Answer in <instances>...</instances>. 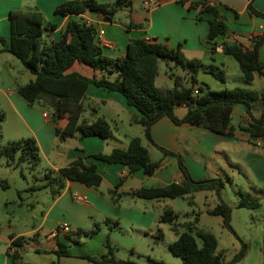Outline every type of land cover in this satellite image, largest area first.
<instances>
[{
	"label": "crops",
	"instance_id": "obj_1",
	"mask_svg": "<svg viewBox=\"0 0 264 264\" xmlns=\"http://www.w3.org/2000/svg\"><path fill=\"white\" fill-rule=\"evenodd\" d=\"M63 1L65 0H0V37L5 39L6 44L9 43L10 10L37 9L45 18L44 40L47 42L57 40L69 19L68 16L55 13L56 6ZM97 1L112 2L113 0ZM143 1L141 10L132 1L129 9L119 10L112 19L94 11H85L71 17L74 19L82 17L97 31H103L102 37L106 43L101 45L104 54L108 56H123L130 38L155 40L171 47L180 44L186 58L199 59L204 65L218 66L225 70V77L235 76V81L229 82L225 78L224 82L219 81L221 83L217 85L216 81L205 78L208 72L199 68L196 72L194 87L200 85L199 81L204 80L207 81L206 84L210 89L236 86L257 92L264 89V76L255 75L253 80L245 82L238 64L234 65L223 55L219 57L223 54L220 51L214 54L209 53V44L205 42V37L208 21L212 15L210 12L199 13V7L189 8V3L194 0H184V3L180 0H156L157 3L151 6H146ZM206 1L209 4H217L220 12L226 16L230 40L251 48L253 45L251 37H258L263 33L264 17L250 14L247 5L251 1L254 9L264 13V0H247L242 9L231 5L222 6L221 0ZM49 23L55 24V27L51 29ZM258 59L264 63V42L259 46ZM163 62L160 61L158 64L155 84L172 87L174 77L178 75L169 71L163 76L161 74ZM166 66L170 67L169 64ZM66 72H78L87 77L101 75L100 71L78 61H75ZM186 73L190 81L191 73L190 71ZM162 78L165 84L160 85L158 81ZM32 79L34 74L25 69L21 61L13 54L2 49L0 43V108L5 113L0 131L3 136H8L9 140L33 137L39 147L41 162L43 161L47 169L56 171L81 156L86 164H95L97 172L102 177V182L97 188L66 179L59 194L54 198L50 195L41 219L31 230L34 234L33 249L40 257V263L50 264L54 261L53 256H56L54 251L58 249V243L65 245L71 256H88L72 253L69 245L81 234L88 235L89 239H85L88 241L80 244L90 242L92 236L99 233L102 223L106 225L111 223L118 227L123 223L136 225L146 235L148 232L151 233L153 225L161 229L159 216L164 207H171L168 201L170 199L149 200L123 194L116 205L107 193L109 188L116 186L119 182L117 189L124 192L141 186H163L171 182H181L183 179L175 156L165 154L145 138L143 126L135 120L140 113L126 103L125 97L120 92L89 84L83 100L82 118L89 122L97 117L105 118L111 125V136L108 139H102L98 136L73 135L59 140L55 136V122L51 111L29 105L18 92L19 86ZM44 111L50 115L44 117L42 115ZM185 112L184 104L174 109L175 115L179 118L183 117ZM252 115L259 116V110L253 109ZM235 116L236 122L233 121ZM250 121L251 117L245 107L236 104L231 114V125L235 131L232 136L219 134L204 126L187 122L175 124L167 116L161 117L151 125L150 134L156 145L181 156L189 174L195 180L221 178V171L226 174L237 172L244 173L250 183L264 186V137L251 139L247 132L240 129ZM6 122L8 127H5ZM134 136H138L142 145L147 148L149 159L160 162V166L151 175H145L142 170L129 173L123 164L107 163L92 156L95 153H109L115 147L126 148L129 139ZM75 195L86 196L88 203L77 201ZM62 223L68 224L70 230L67 233H55V228ZM77 231L80 232L77 233ZM161 231L164 236L162 229ZM12 234L24 237L23 232H12ZM6 240V246L0 248V264H14L7 251L10 243L9 235ZM106 243L104 239H100V249L97 251L102 255Z\"/></svg>",
	"mask_w": 264,
	"mask_h": 264
},
{
	"label": "trees",
	"instance_id": "obj_2",
	"mask_svg": "<svg viewBox=\"0 0 264 264\" xmlns=\"http://www.w3.org/2000/svg\"><path fill=\"white\" fill-rule=\"evenodd\" d=\"M184 3V0H180ZM131 0H113L99 2L97 0H65L55 8V13L68 16L64 30L57 40H44L45 18L41 11L10 10V38L6 44L0 37L2 49L18 58L25 69L34 74V79L18 87L19 94L29 104H39L47 108L53 115L55 122V136L59 140L77 135L79 137L98 136L108 139L112 129L110 123L103 117L92 121L82 118L84 112L83 100L89 84L111 91L120 92L129 106L134 107L140 116L135 118L144 128L145 138L165 154L174 155L183 175L181 182H171L163 186H141L129 191L120 192L116 186L107 190L114 204H118L123 194L134 198L163 200L182 197L188 204L194 203L197 192L213 191L218 202L207 210L210 215L222 218L223 227L235 231L230 225L231 207L220 199V191L224 187L222 178L212 177L195 180L189 174L180 155L167 151L156 145L150 134L151 125L163 116L169 117L175 124L184 122L201 125L210 131L232 136L234 128L231 125V114L236 104L245 107L251 117L246 126L240 127L248 133L251 139L264 137V89L260 92L246 88L233 87L213 90L207 84L201 83L194 87L196 72L202 68L217 80L225 81V70L218 66L204 65L199 59H188L181 50L180 44L171 47L166 43L150 41L145 38H130L123 56H108L104 54L102 45L97 41V30L82 17L74 19L71 16L85 11H94L112 19L123 8H130ZM189 8L199 7V13L210 12L212 18L208 21V31L205 42L209 44V53L217 51L232 56L238 64L245 82L253 80L255 75L264 76V63L258 59L259 46L264 42L263 33L253 39V45L248 48L241 43L230 40L227 18L222 14L217 4H209L206 0H194ZM248 12L260 17L264 13L257 11L249 2ZM237 14V13H236ZM53 29L55 24L49 23ZM173 60L181 66L191 69L189 86H184L180 76L174 77L172 87L157 86L155 78L158 74L160 61ZM89 65L101 72L100 76L87 77L78 72H66L75 62ZM114 75L113 78H110ZM194 89L198 93L193 95ZM184 104L186 112L183 117L175 115L174 109ZM257 108L259 116L252 115ZM94 111V109H92ZM5 119V113L0 108V128ZM2 136L0 132V137ZM0 154L6 158L7 165H19L27 161L34 168L39 161V147L33 137L12 140L0 147ZM95 159L107 163H120L127 167L129 173L142 170L145 175H151L160 162L149 159L148 150L142 145L138 136L129 139L126 148H113L109 153H95ZM45 182L38 187L47 188L52 198L57 196L64 186L66 179L83 183L97 188L102 182L101 175L95 164H86L83 157L78 156L66 166L56 171L49 170L44 174ZM2 186H6L0 181ZM238 207L255 209L261 206L259 198L246 190H238ZM174 210L166 206L159 216V222L168 224L176 238L169 243L170 251L181 259V264H234L246 252V244L242 242L241 249L228 262H224L223 254L217 250V240L208 230L196 228V221L180 223ZM184 227L180 231V227ZM264 229V222H263ZM80 231H77V233ZM264 234V230H263ZM161 229H157V237L162 238ZM197 238L201 240L199 244ZM7 248L14 264H27L22 260L24 237L9 234ZM107 253L100 259L82 256L93 264H136L130 260H117L113 256V249L106 243ZM57 260L50 264H59L61 256H71L66 246L58 243L54 251ZM152 264H167L162 260L151 259Z\"/></svg>",
	"mask_w": 264,
	"mask_h": 264
},
{
	"label": "rangeland",
	"instance_id": "obj_3",
	"mask_svg": "<svg viewBox=\"0 0 264 264\" xmlns=\"http://www.w3.org/2000/svg\"><path fill=\"white\" fill-rule=\"evenodd\" d=\"M132 1L140 10L142 9L143 0ZM246 1L221 0L220 4L222 6L231 5L242 9ZM222 55L230 59L234 65H237V62L232 56L221 54L219 57H222ZM167 63L170 65L169 68L166 66L168 65ZM169 71L180 76L184 86L190 85L191 82L187 78L186 73V71H190L191 73V69L188 66H181L173 60H165L161 66V74L164 76L165 72L169 73ZM113 77L114 75L110 76V78ZM205 78L209 81H216L215 83H218L217 85L221 83L208 73L205 75ZM225 78L229 82L235 81V76L233 75H227ZM199 82L200 84L207 83L204 80ZM158 84H165L163 78L158 81ZM32 106L37 109H43L37 103ZM233 121H237L236 116ZM5 127H8V122H6ZM0 132L2 134V131ZM7 137L2 134L0 137V147L12 141L7 139ZM49 170L43 161L41 162L40 158L36 166L31 168L27 161L17 166L7 165L5 156L0 154V181L6 185L4 187L0 183V248L6 246V239L10 233L23 232L25 243L22 251V259L31 264H42L40 263V257L33 249L34 234L31 230L37 226L42 217V213L46 209V204L50 200V192L47 188H35L46 181L44 174ZM220 174L224 183V187L220 191V199L231 207L230 225L235 231V235L223 227L220 216L207 213L208 208L212 207L219 200L213 191L195 193L193 198L194 204L192 205L188 204L187 200L182 197L168 200L170 201L171 208L178 215L177 221L184 223L187 221H196L194 219L197 218V222H195L196 228L208 230L215 236L217 250L222 252L224 262H228L233 258L241 249L243 242L246 244L245 255L234 264H264V186H257L250 183L244 173L236 172L235 174H226L224 171H221ZM33 186L35 187L31 188ZM239 189L246 190L253 196L259 198L261 206L255 209L238 207ZM159 227L164 232L162 238L157 237L156 225H153L151 227V233L148 232L146 235L136 225L123 223L118 227L111 223L107 225L102 223L99 233L97 232L92 236L90 242L80 244L83 241H88L85 240L88 238V235L81 234L78 238L75 237L76 239L69 245V248H72L70 250L74 254H87L88 256L100 259L102 254L97 249H100V239H104V242L106 243L108 241L112 247L113 256L117 260H130L136 264H152L150 260L156 259L162 260L167 264H181V259L174 255L168 247L169 243L176 238L175 233L170 229L168 224L161 223ZM184 229L182 226L179 228L180 231ZM197 242L200 244L201 240L197 238ZM104 249V254H106L107 247L104 246ZM56 259L57 257L53 256V260ZM59 264L93 263L86 258L72 255L59 258Z\"/></svg>",
	"mask_w": 264,
	"mask_h": 264
},
{
	"label": "built area",
	"instance_id": "obj_4",
	"mask_svg": "<svg viewBox=\"0 0 264 264\" xmlns=\"http://www.w3.org/2000/svg\"><path fill=\"white\" fill-rule=\"evenodd\" d=\"M143 3L146 5V6H151V5H155L157 3L156 0H144ZM103 35V31L102 30H98L97 31V41L100 43V44H105L106 41L103 39L102 37ZM256 37H251L252 41L253 39H255ZM198 93L197 89H194L193 91V95H196ZM42 115L44 117H47L49 116L50 114L46 111H44L42 113ZM75 199L79 202H83V203H88V198L86 196H83V195H75ZM70 230V227L68 224L66 223H62L60 225H58L54 232L55 233H58V232H63V233H67L68 231Z\"/></svg>",
	"mask_w": 264,
	"mask_h": 264
}]
</instances>
